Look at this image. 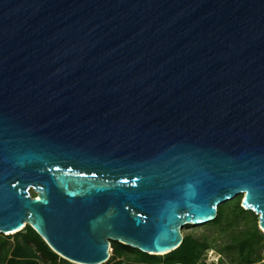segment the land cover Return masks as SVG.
Listing matches in <instances>:
<instances>
[{
  "label": "water",
  "instance_id": "95a60500",
  "mask_svg": "<svg viewBox=\"0 0 264 264\" xmlns=\"http://www.w3.org/2000/svg\"><path fill=\"white\" fill-rule=\"evenodd\" d=\"M241 194L264 230V0H0V233L167 255Z\"/></svg>",
  "mask_w": 264,
  "mask_h": 264
},
{
  "label": "rangeland",
  "instance_id": "374dc122",
  "mask_svg": "<svg viewBox=\"0 0 264 264\" xmlns=\"http://www.w3.org/2000/svg\"><path fill=\"white\" fill-rule=\"evenodd\" d=\"M242 200L243 194L219 206V219L201 226L183 227L182 256L176 255L169 261L160 254L153 258L138 252L119 254L112 245L111 257L104 264H264V230L259 226L257 214L238 208L237 203L241 205ZM21 233L29 238L28 242L18 234L0 233V264H75L59 256L51 260L38 249L32 235L25 230ZM248 237L251 240L245 246Z\"/></svg>",
  "mask_w": 264,
  "mask_h": 264
},
{
  "label": "trees",
  "instance_id": "16d2710c",
  "mask_svg": "<svg viewBox=\"0 0 264 264\" xmlns=\"http://www.w3.org/2000/svg\"><path fill=\"white\" fill-rule=\"evenodd\" d=\"M237 206H238V208L241 210V211H244V209H243V207L239 204V203H237ZM217 217H218V215H217ZM217 219H219V217L217 218ZM25 232L26 233H29V235H32L33 237H32V240L36 243V245L38 246V249L40 250V251H42L43 252V254L44 255H46V256H48L51 260H57V258H58V255L57 254H55L48 246H47V244L41 239V237L30 227V226H27L25 229ZM256 232H259L258 230L256 231ZM19 236H24V233H21V232H19V233H17ZM28 237L27 236H24V241L25 242H28ZM250 240H251V238L250 237H248V238H246L245 239V243H244V245L245 246H248L249 245V243H250ZM112 245H113V247H115L117 250H118V252H119V254H122L123 252H138V253H140V254H142V255H144V256H146V257H151V258H153V257H155V256H153V255H148V254H145V253H142L141 251H139V250H137V249H133V248H131V247H128V246H126V245H123V244H121V243H118V242H113L112 243ZM182 246V245H181ZM181 246L178 248V249H176L175 251H173V252H171L170 254H167L166 256H167V259L170 261V260H173L175 257H176V255H181L182 256V249H181ZM247 260H249V259H247Z\"/></svg>",
  "mask_w": 264,
  "mask_h": 264
},
{
  "label": "bare ground",
  "instance_id": "6f19581e",
  "mask_svg": "<svg viewBox=\"0 0 264 264\" xmlns=\"http://www.w3.org/2000/svg\"><path fill=\"white\" fill-rule=\"evenodd\" d=\"M14 233V232H13ZM110 250H111V248H110ZM111 254V253H110Z\"/></svg>",
  "mask_w": 264,
  "mask_h": 264
}]
</instances>
